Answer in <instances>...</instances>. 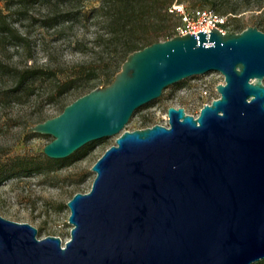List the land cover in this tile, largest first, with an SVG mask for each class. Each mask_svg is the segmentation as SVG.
<instances>
[{"label":"water","instance_id":"1","mask_svg":"<svg viewBox=\"0 0 264 264\" xmlns=\"http://www.w3.org/2000/svg\"><path fill=\"white\" fill-rule=\"evenodd\" d=\"M217 72L218 98L196 117L121 130L132 113L186 78ZM264 33L218 29L127 55L113 80L26 129L59 160L118 135L92 165L91 189L68 202L70 239L36 237L0 216V264H254L264 260Z\"/></svg>","mask_w":264,"mask_h":264},{"label":"rangeland","instance_id":"2","mask_svg":"<svg viewBox=\"0 0 264 264\" xmlns=\"http://www.w3.org/2000/svg\"><path fill=\"white\" fill-rule=\"evenodd\" d=\"M18 2L0 0V11L5 17L4 22L25 41L4 42L0 38V60L21 70L28 67L47 69L54 77L34 81L31 92L9 100L3 98L1 91L12 86V82L9 78H0V164L14 157L41 161L45 156L42 154L43 147L53 139L45 134L26 133V129L38 124V121L58 116L63 107L87 94L90 88L108 85L106 77L102 76V69L109 65V78H112L122 64V60L117 62L111 57L107 47H98L96 26L90 17L86 19L87 12L96 7L100 0ZM173 4L182 5L187 10L206 8L215 12L199 0H172ZM55 12L61 15L68 13L73 19L55 24L54 27L45 26L43 22L48 21L47 17ZM173 13L172 22L177 26L180 18L176 12ZM258 14L249 10L224 15L227 21L224 32L233 34L255 26L264 33V28L255 25V16ZM235 24L241 25L243 29L235 28ZM91 69H95L92 73L100 78H92L87 83L74 81L71 84L73 89L58 96L61 84L79 76L86 78V71ZM222 82L220 73L210 72L168 86L158 98L135 110L119 134L155 124L167 127L166 111L171 106L183 108L185 114L196 117L205 103L218 98L215 88ZM262 83L264 85V80ZM203 91L207 95L202 96ZM118 135L92 141L62 159L59 167L27 177H14L2 183L0 216L8 221L30 224L36 228L38 239L55 236L60 238L63 245L70 239L72 227L67 220V202L78 192L90 191L95 177L91 167L108 147L114 145Z\"/></svg>","mask_w":264,"mask_h":264},{"label":"trees","instance_id":"3","mask_svg":"<svg viewBox=\"0 0 264 264\" xmlns=\"http://www.w3.org/2000/svg\"><path fill=\"white\" fill-rule=\"evenodd\" d=\"M38 0H19L18 3H33ZM43 2L61 0H40ZM203 5H208L215 12L221 15L238 14L240 12L253 11L259 12L255 16V25L264 28V0H199ZM172 0H100L96 7L87 12L86 19L90 17L93 25L96 26V41L98 47H107L110 50L111 57L117 62L126 59L127 55L139 49L152 45L155 42L168 41L172 37V30L175 25L172 22L174 15L170 11ZM80 16V15H79ZM71 15L54 13L47 17L43 22L47 27H54L55 24L71 21ZM5 17L0 11V38L2 41H15L23 43L25 38L17 35L16 31L4 22ZM235 28L240 30L243 27L235 24ZM95 70V69H94ZM93 69L87 70V77H78L64 82L60 85L57 92L61 96L73 89L74 81L82 80L86 83L92 78H100L99 75L92 73ZM109 65L102 69L103 77H106V84L110 83L112 78ZM9 78L12 86L2 90L1 95L6 100L15 98L25 93L31 92V84L41 79H51L54 74L47 69H38L33 67L23 70L5 64L0 60V78ZM92 88L89 89L91 91ZM89 93V92H87ZM64 109V107H63ZM62 109V110H63ZM44 121V119L42 120ZM42 121H38L42 122ZM62 159L54 160L43 156L41 161L32 159L14 157L5 163L0 164V185L14 177H27L30 174L38 173L43 170H51L62 164ZM264 260L258 261L264 264Z\"/></svg>","mask_w":264,"mask_h":264},{"label":"built area","instance_id":"4","mask_svg":"<svg viewBox=\"0 0 264 264\" xmlns=\"http://www.w3.org/2000/svg\"><path fill=\"white\" fill-rule=\"evenodd\" d=\"M170 7V11L176 12L180 18V24L174 28V36H182L186 33L195 34L201 30H203V32H210L212 28L225 33L224 27L227 21L224 15L215 13L206 8L187 10L184 6L175 4ZM203 95H207V92L203 91L202 96Z\"/></svg>","mask_w":264,"mask_h":264}]
</instances>
